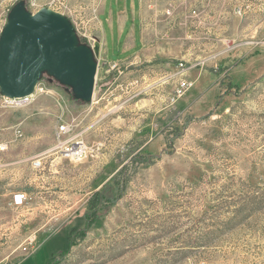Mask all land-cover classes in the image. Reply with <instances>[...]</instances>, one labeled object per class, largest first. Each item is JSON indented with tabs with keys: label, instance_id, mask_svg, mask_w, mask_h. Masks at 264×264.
<instances>
[{
	"label": "rangeland",
	"instance_id": "rangeland-1",
	"mask_svg": "<svg viewBox=\"0 0 264 264\" xmlns=\"http://www.w3.org/2000/svg\"><path fill=\"white\" fill-rule=\"evenodd\" d=\"M19 1L0 0V17ZM22 1L65 14L92 47L121 0ZM136 2L137 47L99 46L90 102L43 73L21 106L0 105V142L23 131L9 148L33 135L52 148L61 121L99 147L46 157L8 264H264V0Z\"/></svg>",
	"mask_w": 264,
	"mask_h": 264
},
{
	"label": "water",
	"instance_id": "water-1",
	"mask_svg": "<svg viewBox=\"0 0 264 264\" xmlns=\"http://www.w3.org/2000/svg\"><path fill=\"white\" fill-rule=\"evenodd\" d=\"M77 37L68 16L48 7L35 12L17 2L0 33V93L9 98L34 93L43 73L71 89L76 100L90 102L96 83L94 54Z\"/></svg>",
	"mask_w": 264,
	"mask_h": 264
},
{
	"label": "crops",
	"instance_id": "crops-1",
	"mask_svg": "<svg viewBox=\"0 0 264 264\" xmlns=\"http://www.w3.org/2000/svg\"><path fill=\"white\" fill-rule=\"evenodd\" d=\"M137 8L138 5L136 0H121L117 6L115 5L114 9H107L106 4L104 5L100 13V17L101 15L105 16V19L101 20L102 37L99 39L101 53L105 52L106 56L109 55L106 49L109 42H112L118 50L121 42L122 45L128 44L126 49L121 47L118 51L119 54L131 50L134 46L137 47L138 39H136V43L134 44V39L137 37ZM130 14H132V18ZM105 27L110 30L111 37L109 32L105 31ZM38 141L39 139L37 135L27 136L22 138L13 147L9 148L15 156V165L11 167V165L7 163L9 165L4 168L5 170L0 171V264H8L7 259L12 254L10 251H16V249L22 245L20 240V243H17L16 237L19 235L17 234V221L19 220V216L27 213V211L32 212L33 199L37 194V192L31 191L29 188L34 185L33 188L37 189L40 184L39 179H48V176L42 175L41 171H34L36 173L41 172L39 177L36 173H32L35 177H29L28 170H32L30 159L45 151L40 150L39 152V150H37L39 147ZM34 151L37 152L34 153ZM8 152L5 154H8ZM1 154L2 152H0V155ZM48 189L49 188L46 187V190ZM17 191H25L27 193L28 203L25 207L16 208L11 206L12 194ZM18 263H20V261L16 263L11 262L9 264Z\"/></svg>",
	"mask_w": 264,
	"mask_h": 264
},
{
	"label": "built area",
	"instance_id": "built-area-1",
	"mask_svg": "<svg viewBox=\"0 0 264 264\" xmlns=\"http://www.w3.org/2000/svg\"><path fill=\"white\" fill-rule=\"evenodd\" d=\"M3 15L0 17V33L5 25L8 13L4 15L5 17ZM184 86H186V83L183 82L182 87ZM180 91L181 89H179V92ZM32 95L23 98H9L1 95L0 93V105L6 108L19 107ZM73 128L74 127L72 123H69L67 121H61L54 133V138L56 140L55 145L52 148L45 150L30 159V166L34 171H42L44 169V160L53 151L61 152L65 157L69 158L70 160L79 161L84 159L87 155H94L99 150L98 146H88L82 139L78 138V135H72ZM12 134L13 139L0 142V152L6 151L13 141L18 140L23 136L20 124H16L12 127ZM8 165L9 164L7 163H0V171H4V168ZM27 203V193L25 191H17L12 194V207H25Z\"/></svg>",
	"mask_w": 264,
	"mask_h": 264
},
{
	"label": "trees",
	"instance_id": "trees-1",
	"mask_svg": "<svg viewBox=\"0 0 264 264\" xmlns=\"http://www.w3.org/2000/svg\"><path fill=\"white\" fill-rule=\"evenodd\" d=\"M110 188H111V186H110ZM109 190V188L108 189H106V190H97L96 192H95V194H94V202L95 203H97L96 204V208L95 209H97V207H99V203L101 202V203H103L104 201H107V199H109L108 197H109V195H108V191ZM123 189H122V187H121V190L120 191H122ZM110 198L111 199H113V197H112V192L110 191ZM110 199V200H111Z\"/></svg>",
	"mask_w": 264,
	"mask_h": 264
}]
</instances>
